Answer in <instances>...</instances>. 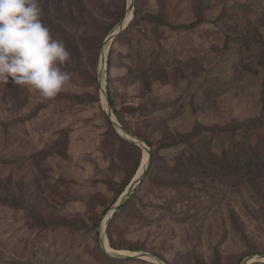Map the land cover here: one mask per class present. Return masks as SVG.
Listing matches in <instances>:
<instances>
[{"label":"rangeland","instance_id":"obj_1","mask_svg":"<svg viewBox=\"0 0 264 264\" xmlns=\"http://www.w3.org/2000/svg\"><path fill=\"white\" fill-rule=\"evenodd\" d=\"M129 5L41 0L53 37L64 41L65 33L72 43L62 66L71 81L50 99L14 86L11 77L0 84V202H28L44 223L29 213V205L0 203V264H264V172L256 165L243 175L249 149L239 136L220 143H226L223 148L211 132L205 134L212 138L207 153L202 142L195 152L181 146L157 150L153 171L148 175L151 159L136 189L142 190L105 231L114 253H125L109 256L103 250V218L138 158L137 173L144 159V150L126 135L139 138L125 128L158 148L196 121H245L264 110V0H134V16L137 6L165 17L173 28L142 20L111 44L115 65L111 72L107 67L104 85L120 122L102 100L101 59ZM122 13L109 33L111 14ZM153 40L156 47L146 55ZM152 56L151 71L142 70ZM111 109L120 128L107 114ZM257 130H249L253 139L242 140L244 146L264 148V126ZM215 156L219 160L209 162ZM105 210L88 236L76 226L80 217L94 226ZM109 232L122 250L112 248ZM131 253L156 260L124 255Z\"/></svg>","mask_w":264,"mask_h":264},{"label":"clouds","instance_id":"obj_2","mask_svg":"<svg viewBox=\"0 0 264 264\" xmlns=\"http://www.w3.org/2000/svg\"><path fill=\"white\" fill-rule=\"evenodd\" d=\"M71 52L43 22L41 0H0V84L28 86L55 98L70 83Z\"/></svg>","mask_w":264,"mask_h":264},{"label":"trees","instance_id":"obj_3","mask_svg":"<svg viewBox=\"0 0 264 264\" xmlns=\"http://www.w3.org/2000/svg\"><path fill=\"white\" fill-rule=\"evenodd\" d=\"M136 2H137L136 4L139 6L138 1H136ZM124 6H125V0H124ZM139 7L136 6L134 19H133L132 23L129 25L130 27L126 30L127 32L130 30L133 31L140 24V22L142 20L147 21L148 23H150L152 25L157 24L158 26L164 27L165 29L173 28V25H171L165 17L159 16L156 14L145 13L144 11H141ZM123 16H124V13H122L120 16L115 18L114 14H111V17L114 20L112 21L113 24L109 27V33L114 30L116 24L121 21ZM124 34H125V32L121 35V37ZM62 37L65 38L64 43H65V45H67V47L72 46V43L69 41L70 39L68 38V36L65 33ZM151 45H154L156 47L154 40H153V42L150 43V46H149L150 48L144 52V53H146V55H148L149 51L152 50ZM114 51H115V47L113 45L111 48V51H110V55H109L110 57H109L108 62H107V67H108V70L110 72L112 71L113 66L115 65V60L113 57ZM149 59L152 62H154V56L144 59L143 64H142V70L145 67H147V70L149 72L151 71L150 65H149L151 63V61ZM141 84L143 86H145L146 82H141ZM152 85H154V84L152 83ZM262 89H263L262 90V102L264 105V84L262 85ZM146 92H148V90H146ZM108 93H109L108 98H109L110 104L112 107H114V111H115L119 121L121 122L122 118H121L120 112L118 110H116V108L114 106L115 105L114 98L111 95L110 91H108ZM263 126H264V110H263V116L258 117V118H254V119H248L245 121H239V120L230 121L226 124L210 123V125H204V124L200 123L199 121H196L195 125L193 126V128L190 131L180 132V133H177V134L171 136L170 138L162 139V141L159 142L158 148H155L154 145L152 144V142L150 140H148L145 136H142L141 134H139L137 132V130L132 131L129 128H125V129L127 132L131 133L133 136L141 139L142 141H145L151 147V149H152V152H151L152 164H151L148 175L153 171V167H154L153 164H154L155 156L157 154L158 149L160 150V149L168 148V147L181 146V147H187L190 150L195 152L198 148H202L200 145V142H202V143H205V145H206L205 150L207 153V151L210 150V143H211L212 138L216 137L218 139L217 140L218 144H220L225 140H228V142L230 140L235 141V138H238V136H239V139H240L239 141L242 144V146L244 148L249 149L248 151H249L250 158H251L249 163L245 166V169L241 170L243 172V175H245V174H248L252 170L251 167L256 166V165L259 167L260 171L264 172V148L261 146V143H255V145L253 147H250V145H251L250 143H248V146H244L242 143V140H245L247 138L250 140L253 139V137L250 134H248L250 132L249 131L250 129H251V132L254 133L255 131H258L257 129H259V127H263ZM135 128H137V126ZM208 132H211L210 135L212 138H207V136H205V134ZM198 138H199V140H198ZM254 142H255V138H254ZM225 144L226 143H223L220 145L223 148H226ZM233 148H236V147H233ZM231 152H232V150L230 149L228 151V154H230ZM214 159L215 160L210 159L209 162H216L219 160L218 157H216V156L214 157ZM140 163H141V158L140 159L138 158V160H137V162L133 168V171L131 173V176L129 177V180L120 188V190L118 191V193L116 194V196L113 199V202H112L113 204L117 201V199L120 197V195L125 191V189L128 187V185L130 184V182L132 181V179L136 175L138 168L140 167ZM141 190L142 189L139 188L134 194L140 193ZM134 198H136V195H134L132 197V199H134ZM131 200L129 202L126 201L118 209V211L115 213V216H117L120 212L124 211L127 208V206L131 203ZM0 203H3V204L9 203L7 205H10L14 208L15 207H18V208L24 207L25 209L29 205V206H31V210L29 213L31 215H33L34 217H36V215H37L38 217H36V219L40 220V221L42 220V224H44L43 219L36 213L35 208L32 205H30L28 202H25L23 200L9 199V201L7 203L6 202H0ZM106 210L100 215L98 222L94 226H92V227L88 226L87 227L85 222H84V219L82 217L79 218V221H78V223H76V226L80 227V229H81L80 231L84 232L86 235H87V232H89V231H96L98 228L100 220L102 219V217L106 213ZM60 222H61L60 220H55L54 225L58 226ZM65 223L66 222H64V224ZM111 225H112V222L109 224V229L111 228ZM109 234H110V232H109ZM109 238H110L109 240L111 242L112 248H114L116 250H122V249H119L117 246L113 245V240H112L113 237L111 234L109 235Z\"/></svg>","mask_w":264,"mask_h":264},{"label":"water","instance_id":"obj_4","mask_svg":"<svg viewBox=\"0 0 264 264\" xmlns=\"http://www.w3.org/2000/svg\"><path fill=\"white\" fill-rule=\"evenodd\" d=\"M129 7H128V12L126 14V17L123 19V21L121 22L120 26L118 28H116L114 30V32L111 33V35L108 36L107 40H106V44L103 50V56L101 59V68H102V74H101V85H102V92H101V96H102V100L104 101L105 104L109 105V98H108V94H107V90H106V86L104 85L105 82V76H106V71H107V60H108V54L110 52L111 49V44L113 43V41L115 40V38L117 36H119L125 29L128 28V26L130 25L133 17H134V0H129ZM130 16V19L127 20V17ZM108 48V50H107ZM107 52V53H106ZM103 81V82H102ZM111 105V104H110ZM108 116L110 117L112 123H114L115 127L119 126V123L116 121H114V113L111 109V111H107ZM120 133L122 135H124V131L120 129ZM126 139L130 140L133 144L141 147L144 150V155L145 152L148 153V161L146 163V166L144 168V171L142 172V174L136 178L132 180V182L128 185V187L125 189V191L120 195V197L117 199V201L114 203L113 208L107 213V215L103 218V222H102V231H103V236L101 238V242H102V248L105 251V253L109 256H111V254L113 255H119L121 256V254L118 253H114V251H108L106 249V241L107 238L105 236V231L108 227V222L114 217L115 213L118 211V209L134 194V192L136 191L137 187L141 184L142 178L145 176L146 172L148 171V165L150 163L151 160V150L149 149V147L141 140L136 139V138H130L128 137V135H126ZM138 174V173H137ZM108 242V241H107ZM109 244V243H108ZM125 257L131 258V259H135V258H141L143 260H151V261H155L156 259H154V257L149 256L148 254H139V253H131V254H127ZM117 258V257H115Z\"/></svg>","mask_w":264,"mask_h":264},{"label":"bare ground","instance_id":"obj_5","mask_svg":"<svg viewBox=\"0 0 264 264\" xmlns=\"http://www.w3.org/2000/svg\"><path fill=\"white\" fill-rule=\"evenodd\" d=\"M130 16H131V15H129V16L127 17V20L130 19ZM107 50H108V48H107ZM106 53H107V52H106ZM101 73H102V72H101ZM118 127H119V126H118ZM119 128H120V127H119ZM147 161H148V153L145 152L142 166H141V168H140V170H139V172H138L136 178H138V177L142 174V172L144 171V168H145V166H146ZM105 246H106V249H107L108 251H112V249H111V247L109 246V244H108L107 241H106ZM123 253H125V252H121L120 254H123ZM124 255H127V254H124ZM262 261H263V260H262Z\"/></svg>","mask_w":264,"mask_h":264}]
</instances>
